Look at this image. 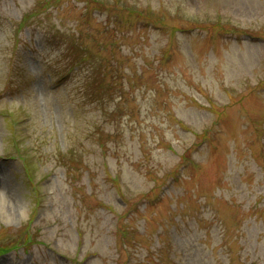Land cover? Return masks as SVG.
<instances>
[{"label": "rangeland", "instance_id": "obj_1", "mask_svg": "<svg viewBox=\"0 0 264 264\" xmlns=\"http://www.w3.org/2000/svg\"><path fill=\"white\" fill-rule=\"evenodd\" d=\"M0 174V264H264V0H0Z\"/></svg>", "mask_w": 264, "mask_h": 264}, {"label": "trees", "instance_id": "obj_2", "mask_svg": "<svg viewBox=\"0 0 264 264\" xmlns=\"http://www.w3.org/2000/svg\"><path fill=\"white\" fill-rule=\"evenodd\" d=\"M60 162L65 168L66 175L71 176L72 171L81 170V168L85 164V158L82 150L71 147L70 149H66L65 152L60 155Z\"/></svg>", "mask_w": 264, "mask_h": 264}, {"label": "bare ground", "instance_id": "obj_3", "mask_svg": "<svg viewBox=\"0 0 264 264\" xmlns=\"http://www.w3.org/2000/svg\"><path fill=\"white\" fill-rule=\"evenodd\" d=\"M13 193L14 191L11 185V181L0 174V200H10L14 195ZM2 210L6 213H9L10 211H13L14 208L12 204H9L7 206H4Z\"/></svg>", "mask_w": 264, "mask_h": 264}]
</instances>
